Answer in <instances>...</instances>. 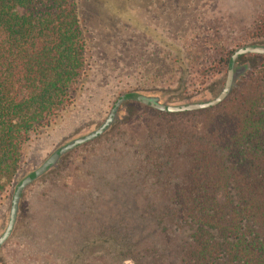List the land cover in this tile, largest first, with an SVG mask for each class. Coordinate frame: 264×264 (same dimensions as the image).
Returning <instances> with one entry per match:
<instances>
[{
	"label": "rangeland",
	"instance_id": "rangeland-1",
	"mask_svg": "<svg viewBox=\"0 0 264 264\" xmlns=\"http://www.w3.org/2000/svg\"><path fill=\"white\" fill-rule=\"evenodd\" d=\"M77 9L88 76L72 104L25 146L0 203V236L15 185L56 149L101 126L121 95L171 106L214 99L225 60L251 45L264 0H78ZM248 64L235 63L246 67L235 87ZM200 111L170 117L134 100L121 104L104 134L63 155L23 191L0 264H186L183 229L166 210L185 199L175 191L195 171L197 137L209 136L220 116ZM168 132L171 141L157 139ZM229 189L221 182L210 197L225 205L234 198Z\"/></svg>",
	"mask_w": 264,
	"mask_h": 264
},
{
	"label": "trees",
	"instance_id": "trees-1",
	"mask_svg": "<svg viewBox=\"0 0 264 264\" xmlns=\"http://www.w3.org/2000/svg\"><path fill=\"white\" fill-rule=\"evenodd\" d=\"M77 1L0 0V203L31 137L60 117L88 76ZM251 32V45L264 46V13ZM246 61L249 70L230 96L198 112L220 116L211 120L209 136L197 137L195 171L175 191L185 199L166 210L183 229L186 264H264V207L258 206L264 203V57L235 63ZM225 65L228 71V59ZM159 136L173 139L169 132ZM221 182L234 192L222 206L210 197Z\"/></svg>",
	"mask_w": 264,
	"mask_h": 264
},
{
	"label": "water",
	"instance_id": "water-1",
	"mask_svg": "<svg viewBox=\"0 0 264 264\" xmlns=\"http://www.w3.org/2000/svg\"><path fill=\"white\" fill-rule=\"evenodd\" d=\"M246 55H257L264 57V46L248 45L240 47L233 51L228 60V71L222 89L214 99H211L209 101L202 103H191L187 105L171 106L160 104L156 98L145 97L142 95L124 94L117 98L101 126H99L95 131H92L89 134L73 141H70L69 143L56 149L34 172L22 178L15 185L10 202L7 226L3 234L0 236V247L5 243V241L9 238L13 231L17 219L19 201L23 191L28 186H30L36 179L45 174L49 169L55 167L59 159L63 155L76 149L77 147H80L97 139L99 136L104 134L116 121L121 104L126 101L134 100L143 106L167 114L194 112L214 108L227 99V97L230 95L232 88L235 85V81L246 70L245 66L234 68L236 59L238 57Z\"/></svg>",
	"mask_w": 264,
	"mask_h": 264
}]
</instances>
